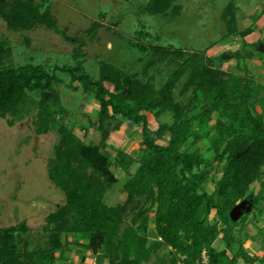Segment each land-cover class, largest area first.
<instances>
[{
    "label": "trees",
    "instance_id": "16d2710c",
    "mask_svg": "<svg viewBox=\"0 0 264 264\" xmlns=\"http://www.w3.org/2000/svg\"><path fill=\"white\" fill-rule=\"evenodd\" d=\"M175 1L151 0L145 12L166 16L174 9L178 13ZM238 11L232 0L222 19L228 34L247 36L252 30L240 31ZM0 17L14 32L41 24L65 36L35 0H0ZM11 55V48L0 42V118L16 117L29 95L38 93L37 133L47 132L56 116L64 120L56 94V87L63 84L57 76L60 70L82 84L86 93H94L99 106L97 129L103 138L108 122L121 120L130 129L140 128L143 156L140 168L124 184L125 202L110 207L104 201L106 194L120 182L112 171V154L103 151V142L85 144L61 127L57 163L50 175L67 202L47 218L49 247L23 253L16 230L0 229V264H54L56 253L68 247L72 235H87L85 250L104 255L108 264H154V258L159 264H201L204 253L209 264L240 260L253 264L243 240L236 236L238 222L230 219L231 210L251 195V186L264 176V112L255 113L264 92L252 78L225 72L208 62L211 59L192 54L163 88L155 90L108 64L96 80L87 73L80 52L74 55V67L57 66L53 73L32 64L1 69L2 61ZM186 76L181 92L191 91V95L181 108L174 95ZM168 112L175 113L173 124L151 125L148 113L159 119ZM215 113V155L208 159L193 148ZM167 134L170 139L163 144ZM113 149L117 165L128 171L132 158ZM216 164H223L225 172L211 196L207 186ZM152 211L155 232L151 236ZM221 235L227 247L218 252L213 245ZM164 250L166 254L159 256Z\"/></svg>",
    "mask_w": 264,
    "mask_h": 264
},
{
    "label": "rangeland",
    "instance_id": "374dc122",
    "mask_svg": "<svg viewBox=\"0 0 264 264\" xmlns=\"http://www.w3.org/2000/svg\"><path fill=\"white\" fill-rule=\"evenodd\" d=\"M35 1L43 12H49L55 19L65 36L41 24L28 31L14 32L0 17V42L12 50L11 57L2 61L1 69L32 64L44 66L53 73L57 66L74 67V55L80 52L87 73L96 80L100 78L101 67L108 64L136 76L155 90L163 88L181 62L192 54H201L211 59L208 62L212 65L236 75L248 76L252 65L253 73L258 72L256 65L247 62L246 54L241 55L242 60L233 57L224 59L225 55L233 56L235 53L233 49L226 51L224 46L235 38L238 41L242 39L241 34L236 37L228 34L222 19L232 0H176L173 6L178 13L171 9L166 16H152L145 12L151 0ZM233 1L239 8L237 19L240 31L256 30L258 13L264 10V0ZM263 20L260 23L264 24ZM262 30L257 26L258 33ZM259 38H255L254 45L245 43L242 50L247 55L252 49L257 51L256 46L261 41ZM262 57L259 55L253 59L258 62ZM229 61H232L230 65ZM57 76L63 81L61 86L56 87V94L59 107L64 110V120L62 116H56L47 132L37 133L38 93L29 95L16 117L0 118V229L16 230L23 253L49 247L47 218L67 202L65 194L50 175L57 163L61 127L85 144L103 142V151L112 154V171L120 182L106 194L104 201L110 207L125 202L127 195L124 184L129 175L140 168L143 156L138 128L130 129L120 121L112 122L107 124L103 138L97 129L99 106L94 93H86L82 84L72 82L71 77L60 70ZM187 80L186 76L175 90V102L181 108L191 95V91L185 94L181 92ZM255 111L259 112L260 109ZM147 115L154 128L162 123L171 125L175 121L173 112L159 119L153 114ZM217 117L215 113L213 121L200 130L203 138L194 148L208 159L215 155L212 142L217 138L213 127ZM168 141L169 135L162 143L167 144ZM113 147L123 150L132 158L128 171L117 165L118 155ZM224 172L223 164L213 167L207 186L210 193H213L214 184ZM154 214L155 211H152L151 236L155 232ZM67 246L64 252L68 257L72 254L73 244L69 241ZM166 252L164 250L159 256ZM153 263L159 264L156 258ZM76 264H81L79 256Z\"/></svg>",
    "mask_w": 264,
    "mask_h": 264
},
{
    "label": "crops",
    "instance_id": "0c3cea01",
    "mask_svg": "<svg viewBox=\"0 0 264 264\" xmlns=\"http://www.w3.org/2000/svg\"><path fill=\"white\" fill-rule=\"evenodd\" d=\"M259 13H258V23H256V30H257V26H260L263 29L260 33L254 30L252 31V33L248 34L247 36L242 35V39H240V41H238L235 38L233 41L230 40V42L227 43V45L225 46L223 45V46L226 49V51H229L232 49L235 51V53L232 56L233 58H235L234 57L235 54H240L239 59L242 60L241 58L242 54H246L247 56V52L245 50L244 51L242 50V48L244 47V44L247 43L249 45H254L256 43L255 38L260 39L259 37H261V41L258 42L257 44L258 46L257 51H254L253 49L249 51L251 54L248 53V55H250L251 58L247 57L246 60L248 63H250V65L251 64L256 65L255 68L258 69V72L255 71V73H253L254 71H252L253 69V65H252L250 66L251 72H249L248 76L252 78L256 86L261 91L264 92V40H263L264 24L260 23L264 19L263 18L264 10L261 12V14ZM263 23H264V20H263ZM261 44H263L262 48L259 46ZM221 50H223V48H221ZM259 55H263L262 59H260V61L258 62L254 61L253 58ZM231 62L232 61H229V65ZM219 69L227 72L223 67H219ZM256 109L257 110L260 109L259 112L255 111V113L258 115H261L264 112V98L261 99L259 105L255 108V110ZM119 121L121 122V120ZM109 123L110 122H108L107 124ZM123 125H127V124L125 123ZM138 129L140 133V128ZM168 135L170 139V134H167L166 136ZM194 148H197V146H195ZM223 177H224V174H222L221 178H218L217 182H219ZM216 185L217 184H214L213 193H210V191L207 189V192L211 196L214 195ZM250 192H251L250 196L253 197V204H252L251 212L244 215L242 219L234 226V228H235L236 236L243 240L244 247L246 251L248 252V254L250 255L251 260H253V264H264V176L262 177V179L258 180L251 186ZM215 215L216 213L213 214V218L215 217ZM68 241H70L71 243L74 242L72 249H71L72 254L67 257L66 253L64 252L65 249L57 252L55 255L56 260L54 264H76L78 256L80 258L81 264H108V260L104 255L94 256L85 250L84 246L88 241L87 235H76V236L72 235V236H69ZM226 247L227 245L225 241L223 240L222 235L215 241L213 245V248L217 250L218 252L224 251ZM238 264H247V263L243 260H240Z\"/></svg>",
    "mask_w": 264,
    "mask_h": 264
},
{
    "label": "water",
    "instance_id": "95a60500",
    "mask_svg": "<svg viewBox=\"0 0 264 264\" xmlns=\"http://www.w3.org/2000/svg\"><path fill=\"white\" fill-rule=\"evenodd\" d=\"M260 47H263V44L260 45ZM232 56L231 55H225L224 59L229 60ZM253 204V197L249 196L245 200H243L241 203H239L237 206H235L231 212H230V219L236 223L239 222L242 217L248 213L251 212Z\"/></svg>",
    "mask_w": 264,
    "mask_h": 264
},
{
    "label": "built area",
    "instance_id": "2783aa9c",
    "mask_svg": "<svg viewBox=\"0 0 264 264\" xmlns=\"http://www.w3.org/2000/svg\"><path fill=\"white\" fill-rule=\"evenodd\" d=\"M201 264H209V259L205 253L203 254V259L201 261Z\"/></svg>",
    "mask_w": 264,
    "mask_h": 264
}]
</instances>
